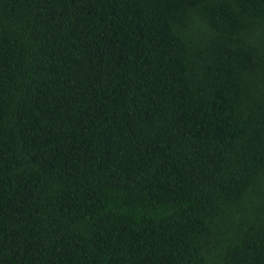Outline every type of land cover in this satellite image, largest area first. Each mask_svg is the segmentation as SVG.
Returning <instances> with one entry per match:
<instances>
[{
    "label": "trees",
    "instance_id": "trees-1",
    "mask_svg": "<svg viewBox=\"0 0 264 264\" xmlns=\"http://www.w3.org/2000/svg\"><path fill=\"white\" fill-rule=\"evenodd\" d=\"M0 264H264V0H0Z\"/></svg>",
    "mask_w": 264,
    "mask_h": 264
}]
</instances>
